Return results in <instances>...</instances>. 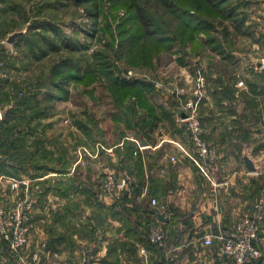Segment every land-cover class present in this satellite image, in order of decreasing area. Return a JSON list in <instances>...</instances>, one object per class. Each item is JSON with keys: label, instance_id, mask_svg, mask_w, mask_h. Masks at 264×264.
Returning a JSON list of instances; mask_svg holds the SVG:
<instances>
[{"label": "rangeland", "instance_id": "rangeland-1", "mask_svg": "<svg viewBox=\"0 0 264 264\" xmlns=\"http://www.w3.org/2000/svg\"><path fill=\"white\" fill-rule=\"evenodd\" d=\"M197 1L0 0V62L5 73L0 78V167L4 162L10 163L0 199L14 201L31 195L36 200L33 215L61 207L89 212L95 209L94 202L104 204L110 201L107 198L118 199L102 186L110 173H120L128 179L120 197L127 192L137 195L131 192L132 187L136 188L131 175L120 165L115 169L114 163L116 171L109 170L110 162L104 153L103 168L101 164L98 168L101 171L87 166L90 157L81 147L87 146L85 143L93 136L77 124L79 117H85L82 120L92 132L93 121H101L106 147L117 134L125 135V122L130 116L123 106L114 103L111 79L129 70L146 75L130 83L150 87L144 92L150 103L152 98L159 100L161 96L173 101L172 93L157 90L152 80L160 78L190 91L196 77L204 76L206 87L198 101L197 116L205 128L204 137L207 132L218 141L219 147L212 145L220 157L214 166L228 167L226 176L246 185L250 197L255 199L253 204L257 203V46L238 45L232 40L236 29H231L228 22L223 24L228 19L218 17L212 7ZM196 4L198 11L193 12ZM181 9L189 11L185 14ZM137 10L153 21L149 35L142 34ZM14 32L23 34L14 44H8L6 39ZM157 39H161L159 44L152 42ZM58 68L64 74L54 75ZM77 76L83 77L76 79ZM53 83L66 84V88L61 90ZM222 95L226 100L224 108ZM63 100L64 107H55ZM210 100L218 101V106L208 107ZM222 117L230 118L235 129L224 131L228 126ZM180 124L187 133L186 125ZM224 132L238 139L217 140L218 134ZM237 144L244 146V154L238 153ZM224 146L225 157L221 158L219 149ZM17 148L21 154H17ZM14 152L16 157L12 159L9 153ZM31 152L35 154L32 156ZM244 158L251 160L254 171H248ZM61 159L68 161L69 176L60 171ZM14 165L22 167L17 171ZM47 165L59 171L52 173ZM61 177L69 178L62 182L58 180ZM250 177H255L253 183ZM22 178L29 180L28 189H10L13 180ZM247 192L244 191L245 197ZM252 209L247 206L244 212ZM28 249L21 254L10 252L19 257L21 264H29L24 261ZM40 254L39 261L44 255L41 250Z\"/></svg>", "mask_w": 264, "mask_h": 264}, {"label": "crops", "instance_id": "crops-1", "mask_svg": "<svg viewBox=\"0 0 264 264\" xmlns=\"http://www.w3.org/2000/svg\"><path fill=\"white\" fill-rule=\"evenodd\" d=\"M218 1L222 11L229 14L223 24L228 22L230 28L237 31L232 40L238 45L247 43L257 46V206L263 199L258 240L263 257L258 264H264V0ZM211 76L214 78V75ZM252 86L256 89L255 85ZM222 97L224 108L226 100L224 95ZM162 98L158 100L154 97L151 101L159 119L152 131L143 134L137 128L127 129L124 136L119 137L116 133V138L108 147L105 134L101 136V121H93L90 133L93 138L85 143L88 147H81L90 157L87 166L101 171L98 168L100 164L103 168L101 156L104 153L110 162L107 168L116 171L117 165L123 167L141 194L126 196V199L121 196L116 201L107 198L110 201L104 204L102 201L94 202L95 209L89 212L69 211L61 207L34 214L28 254L41 250L44 255L37 264H232L222 253V236L245 214L247 206L253 208L256 205L253 204L255 199L250 197L246 185L226 176L229 168H223L224 164L215 166L219 180L214 179L212 172L203 171L197 163L190 137L177 119V101ZM59 102L55 107L65 106L66 101ZM216 102L210 100L208 107H217ZM209 113L213 111L210 109ZM83 118L78 120L85 125ZM221 121L228 126L224 127V131L235 129L230 118L222 117ZM81 130L84 131L83 128ZM208 134L206 132V141L218 152L215 148L219 147L218 141ZM230 136L228 132L220 133L217 140L238 139ZM228 145L225 144L226 147ZM225 146L219 149L221 158L225 157ZM236 146L238 153L244 154V146ZM48 167L52 173L59 171L53 165ZM60 171L62 174L68 172L69 176L68 161L61 159ZM61 178L58 180L66 182L69 177ZM4 185L5 174L0 173V188L3 189ZM244 191L248 196L245 197ZM152 198L157 200L155 207L169 218L167 223H162L169 233L164 249L150 244L148 240L144 220L149 216L148 209L154 207L150 205ZM124 200L125 206L121 208ZM153 217L157 220L156 216ZM205 237H212L210 245H205ZM0 264H21L19 257L12 254L1 239Z\"/></svg>", "mask_w": 264, "mask_h": 264}, {"label": "built area", "instance_id": "built-area-1", "mask_svg": "<svg viewBox=\"0 0 264 264\" xmlns=\"http://www.w3.org/2000/svg\"><path fill=\"white\" fill-rule=\"evenodd\" d=\"M3 63L0 62V78L5 76L2 71ZM146 75L133 74L132 71H125L119 77L121 80L130 83L142 80ZM154 88L163 92L172 93V97L178 103V110L182 111L186 117L178 115L179 121L186 125L187 133L196 152V159L199 166L206 172H212L215 164L219 160L218 152L210 146L204 137V127L197 116L198 101L206 87L204 76L195 79V86L189 89L183 85H169L162 79L152 80ZM242 83H239L241 85ZM173 161V158H171ZM1 162V161H0ZM128 179L120 173L107 174L103 182L104 191L113 197L119 198V193L126 188ZM29 180L22 178L13 180L10 189L18 190L24 187L28 189ZM0 199V239L7 245L8 249L16 254H21L29 246L33 210L36 200L31 195L16 199ZM263 199L260 204L240 216V218L227 229L223 238L222 253L232 264H258L262 252L258 246L260 213ZM150 205L156 206L157 200L152 198ZM148 240L152 245L164 249L168 242L169 233L164 225L155 220L148 224ZM205 245L212 243V237H205ZM40 250L27 254L24 260L26 263H38L40 260Z\"/></svg>", "mask_w": 264, "mask_h": 264}, {"label": "trees", "instance_id": "trees-1", "mask_svg": "<svg viewBox=\"0 0 264 264\" xmlns=\"http://www.w3.org/2000/svg\"><path fill=\"white\" fill-rule=\"evenodd\" d=\"M199 3L204 2L206 5L212 7V9H214V11L218 14V17H223L225 19L229 18V14L222 11V9L220 8V3L218 0H200L197 1ZM199 8V5L196 4L195 6V10L193 12H197ZM169 9L174 12L175 8L169 7ZM180 9V8H179ZM138 11V10H137ZM181 11H183L185 14L188 13L187 9H181ZM171 13V12H170ZM138 22L139 25L141 26V29H143V35H149L150 33H152V30L150 29L151 26L153 25V21L152 19H150L148 17L147 14H144V12L142 11H138ZM173 15V13H171ZM208 25H211V22L208 23ZM161 39H157L152 41L155 44H159ZM48 41V40H47ZM143 64L144 63L142 62ZM58 71H55L54 75H58V74H64V71L62 69H57ZM53 74V71H52ZM68 74V73H67ZM70 74H74V73H70ZM83 76H77L76 79H82ZM62 79L68 80L69 78L67 77H61ZM112 78V77H111ZM111 80H113L112 83V87H111V92H112V96H113V101L114 103L118 106H123L126 111L129 113L130 119L125 122L127 124V128L128 129H135L137 128L139 130V132H142L143 134H146L149 131H152L153 128L156 126V123L158 122V115L154 112V108L151 105L150 101H148L145 98V89H151L150 87L148 88V86L145 85H135L132 83H127L121 79H119L118 77H114ZM54 86H58L60 87V89H65L66 88V84H60L57 85L56 83H53ZM125 99V100H123ZM137 109H139V112L137 111ZM126 117V116H125ZM82 122H78L77 124L83 128V130L87 133L90 134L91 130H89V128L86 125L81 124ZM4 142V141H3ZM22 148H20L21 150ZM19 149L17 148L16 152L17 154H21L22 151L20 153H18ZM32 153L30 155L33 156ZM9 157L12 159H15L16 154L14 153H9ZM10 164V163H9ZM9 164H7L6 162H4L1 167H0V173L6 174L9 173ZM48 166V165H47ZM22 166H18V168H15L14 165V169H18L17 171H19V169ZM50 167H46V169H48ZM135 191L137 193V195L141 194V190H139V187L137 186L136 188L132 187L131 192ZM131 194H129V192L125 193L122 197H124L126 199V196H130ZM135 195V196H137ZM124 202H121V208L124 205ZM148 217L147 219L144 220V223L146 224L147 228H148V224L155 221V218L153 217L154 213L151 211V209L149 208L148 211ZM155 216V215H154ZM165 227V226H164ZM151 244V243H150Z\"/></svg>", "mask_w": 264, "mask_h": 264}, {"label": "water", "instance_id": "water-1", "mask_svg": "<svg viewBox=\"0 0 264 264\" xmlns=\"http://www.w3.org/2000/svg\"><path fill=\"white\" fill-rule=\"evenodd\" d=\"M22 34H23V32H14V33H12L11 35L8 36V38L6 39V42L8 44H14L15 40L18 37L22 36ZM178 114L182 118L186 117V115L182 111H178ZM141 143L143 145L145 144V142H143V141ZM245 165H246L248 171L252 172V171L255 170V168L253 167L251 161L249 159H247V158L245 159ZM217 170H218L217 168H214L212 170V174H213V177H214L215 180H217V179L219 180L220 179V175L218 174L219 172ZM150 209L154 213V215L156 216V219L159 222H161V223H167L168 222L169 218H168V216L166 215L165 212L160 211V209L157 208V207H151Z\"/></svg>", "mask_w": 264, "mask_h": 264}]
</instances>
